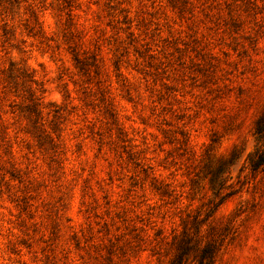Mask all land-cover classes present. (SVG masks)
<instances>
[{"label": "rangeland", "instance_id": "obj_1", "mask_svg": "<svg viewBox=\"0 0 264 264\" xmlns=\"http://www.w3.org/2000/svg\"><path fill=\"white\" fill-rule=\"evenodd\" d=\"M11 61L50 135L0 82V264H170L209 207L211 264H264V0H20Z\"/></svg>", "mask_w": 264, "mask_h": 264}, {"label": "trees", "instance_id": "obj_2", "mask_svg": "<svg viewBox=\"0 0 264 264\" xmlns=\"http://www.w3.org/2000/svg\"><path fill=\"white\" fill-rule=\"evenodd\" d=\"M20 0H0V7L2 13H11L14 5L18 4ZM31 14L33 15L36 22L38 18L34 9H30ZM5 33L6 26H4ZM71 42L73 45H70L72 48L73 59L77 66L81 70L88 71L90 69V63L87 62L86 57L83 56L84 53L80 52L77 49L78 43L74 41ZM70 42V41H69ZM3 76L1 77V85L3 91H6L9 94H12L15 98H20V102L13 101V106H18V109L12 111L25 116L29 121L34 125L42 126V131H46V135H50V132L45 130L44 126V112H43V101L42 97L38 92H43L42 87H34V84H37L36 80L32 73L24 68L19 66L14 61H11L8 68L2 71ZM57 112V110H55ZM50 114V111L48 112ZM39 124V125H38ZM53 128V132L56 130ZM257 133L264 137V120H258L256 124ZM45 135V134H44ZM209 218H211V207H209L206 216L199 218L198 215H194L192 223L194 224V237L190 235L186 229L184 221V229L178 238L179 244L177 245V252L174 258L170 261V264H189L188 260L191 255H193V260L196 261L195 264H211V259L215 254V247L211 244V240L200 243L202 236L204 235L202 229L207 225ZM209 224V223H208ZM207 233H211V226L206 229ZM175 238V236H173Z\"/></svg>", "mask_w": 264, "mask_h": 264}]
</instances>
